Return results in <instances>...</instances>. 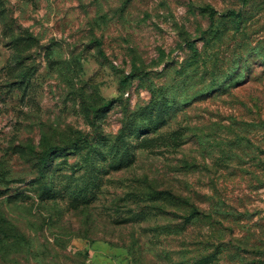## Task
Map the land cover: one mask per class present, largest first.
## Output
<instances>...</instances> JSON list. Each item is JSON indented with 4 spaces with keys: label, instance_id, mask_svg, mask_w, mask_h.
<instances>
[{
    "label": "rangeland",
    "instance_id": "1",
    "mask_svg": "<svg viewBox=\"0 0 264 264\" xmlns=\"http://www.w3.org/2000/svg\"><path fill=\"white\" fill-rule=\"evenodd\" d=\"M153 94L132 163L84 145L38 172ZM0 264H264V0H0Z\"/></svg>",
    "mask_w": 264,
    "mask_h": 264
},
{
    "label": "trees",
    "instance_id": "2",
    "mask_svg": "<svg viewBox=\"0 0 264 264\" xmlns=\"http://www.w3.org/2000/svg\"><path fill=\"white\" fill-rule=\"evenodd\" d=\"M245 1V0H244ZM206 11L213 16L214 10L207 8ZM226 15L232 18H239L240 13L235 10H230ZM190 49L194 54H197L196 49L190 45ZM98 55L101 59L105 58V55L100 47L97 49ZM134 69L129 72L128 75L124 76V81L131 76L138 75V68L136 65ZM228 83L221 81L219 84L214 85V88L225 87ZM99 106H92L91 111L93 112L94 118H97L103 114L108 106H110L112 100H102ZM170 104L167 102V98L164 94L157 95L153 94L149 102L141 107L137 113L142 118V121H133L129 118L118 130V133L113 138H104L98 131V123H95L93 130L94 133L101 136L99 140L102 141V147H98L89 140V136L81 135L64 144H51L44 147L37 156V170L41 174L46 170L50 171L52 164V158L54 156L64 155L68 152H77L83 148L84 145H91L93 152L89 154L90 164H96L100 157H106L110 155V164H130L134 161L136 156V146L132 143V139L140 138L145 133L155 130L156 123L164 118V113L168 110ZM94 122V121H93ZM144 140V139H143ZM151 195L153 197L170 198L165 191L154 192ZM7 227V225H5Z\"/></svg>",
    "mask_w": 264,
    "mask_h": 264
}]
</instances>
